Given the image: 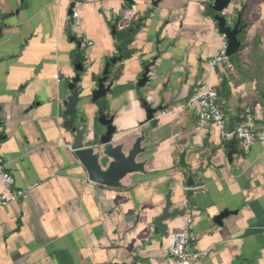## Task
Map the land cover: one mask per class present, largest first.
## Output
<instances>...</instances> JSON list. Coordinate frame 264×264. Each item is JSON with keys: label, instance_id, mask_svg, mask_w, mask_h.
Segmentation results:
<instances>
[{"label": "crops", "instance_id": "0c3cea01", "mask_svg": "<svg viewBox=\"0 0 264 264\" xmlns=\"http://www.w3.org/2000/svg\"><path fill=\"white\" fill-rule=\"evenodd\" d=\"M70 4L0 0V161L25 192L0 203V264H167L170 239L186 219L194 249L208 253L197 264H264V142L247 152L236 143L229 163L217 128L182 109L207 84L228 119L264 130V0H234L227 10L231 18L241 12L246 26L231 70L210 65L221 43L210 0H84L66 34ZM135 21L131 57L110 68L116 80L105 113L132 144L145 120L140 98L162 111L142 144L146 174L111 188L90 182L75 162L60 104L74 67L82 64L83 83L99 77L120 56L112 29ZM149 64L151 82L139 89ZM168 199L169 211L184 216L167 221L161 236L154 221Z\"/></svg>", "mask_w": 264, "mask_h": 264}, {"label": "water", "instance_id": "95a60500", "mask_svg": "<svg viewBox=\"0 0 264 264\" xmlns=\"http://www.w3.org/2000/svg\"><path fill=\"white\" fill-rule=\"evenodd\" d=\"M71 2L68 8V16L72 17L73 10L76 5H83L84 0H69ZM129 5H134L135 0H124ZM211 10L215 13L213 21L217 24L221 34H224L228 47L227 56L232 57L241 48V40L239 35L246 28L245 25L240 26L241 16L237 17L236 23L233 26L227 25V21L223 15L234 0H210ZM125 12L121 13L124 17ZM221 14V15H220ZM73 27L72 19L67 22L66 34H71ZM115 34L114 28L112 29ZM69 41L76 44L78 49H81V42L77 38L71 36ZM121 44L119 43V46ZM122 61V57L112 58L105 64L101 77L97 80L96 88L84 94L81 73L84 68L82 64L74 67L75 76L65 88L64 97L61 99L59 118L62 120L61 128L66 134L69 149L75 162L81 167L87 179L95 184L111 187L123 188L122 181L131 175H145L146 161H141V157L145 156L149 147H142L151 129V125L156 120L158 112L162 111V106L152 107L148 102L140 98L142 109L145 112L144 123L139 127V136L134 143H129L130 132L120 130L119 126L114 124V117H108L105 113V107L92 109L95 103L107 97L113 90L115 77H111L110 68ZM151 67L153 64L147 65L143 69L140 80L136 86L139 89H144L147 84H150ZM93 110V117L90 116V111ZM243 119H229L228 130L231 132L233 128L242 123ZM235 137L227 145L228 162L232 163L233 156L238 152L235 149ZM184 157H180V165L185 166ZM188 186H191V178ZM171 202L167 200V204L161 216L154 221V227L158 229L161 236H167V225L169 220L184 216V209H176L170 212ZM228 213L220 214L215 223L221 225L222 220Z\"/></svg>", "mask_w": 264, "mask_h": 264}, {"label": "built area", "instance_id": "2783aa9c", "mask_svg": "<svg viewBox=\"0 0 264 264\" xmlns=\"http://www.w3.org/2000/svg\"><path fill=\"white\" fill-rule=\"evenodd\" d=\"M116 16L118 17L119 14ZM71 19L72 21L78 19L75 10H73ZM214 34L220 38L221 43L218 54L210 61V65L212 67L224 66L231 70L233 65L230 57L227 56V39L218 28L215 29ZM182 109L196 110L201 123L214 125L219 131L220 137L226 142H230L235 137L236 143L245 152L249 151L255 143L264 142V130L252 131L240 125L235 126L231 132L228 130L229 119L218 103V93L213 86L207 84L199 86ZM164 114L162 113V115ZM0 183L6 192L0 196L1 205L25 197L24 191L14 189V178L7 172L2 161H0ZM191 225V219H186L182 231L171 237L167 264H197L208 257L206 251L201 252L194 249L197 235L191 230Z\"/></svg>", "mask_w": 264, "mask_h": 264}, {"label": "trees", "instance_id": "16d2710c", "mask_svg": "<svg viewBox=\"0 0 264 264\" xmlns=\"http://www.w3.org/2000/svg\"><path fill=\"white\" fill-rule=\"evenodd\" d=\"M210 9V15L213 16V11L211 10V6H209ZM241 14V12L239 13ZM115 27V37L117 36V33L120 32L122 34L121 38H116L117 42L120 43L121 45L119 46L120 53L119 55L122 56L123 60L129 59L132 55V50H129L128 47L132 44L133 42V37L134 34L137 32V30L141 27V22L140 21H135L132 22L128 28L117 31L116 26Z\"/></svg>", "mask_w": 264, "mask_h": 264}, {"label": "rangeland", "instance_id": "374dc122", "mask_svg": "<svg viewBox=\"0 0 264 264\" xmlns=\"http://www.w3.org/2000/svg\"><path fill=\"white\" fill-rule=\"evenodd\" d=\"M117 31H121V30H117ZM113 33V32H112ZM116 33V31H115ZM122 37V34L120 32L117 33V36L116 38H121ZM83 50V49H82ZM78 51V50H77ZM101 77V75L99 77H93L92 76V79L91 81H88L87 83H83V77H82V84H85L83 86V89H84V94H88L90 92H92L96 86H97V80ZM66 88V87H65ZM92 106V109H96V108H102V107H105L107 106V97L105 98H102L100 100H98L95 105H89L88 107Z\"/></svg>", "mask_w": 264, "mask_h": 264}, {"label": "flooded vegetation", "instance_id": "af4514ba", "mask_svg": "<svg viewBox=\"0 0 264 264\" xmlns=\"http://www.w3.org/2000/svg\"><path fill=\"white\" fill-rule=\"evenodd\" d=\"M213 13H214V12H213ZM214 14H215V13H214ZM214 14H213V16H214ZM220 15H221V14H220ZM223 15H224V17H225V19H226V21H227V25H229V26H233V25L236 23L237 17H238L239 15H241V14H238V15L234 16L233 18H231V17L229 16V14L227 13V11H226V12L223 13ZM213 16H212V17H213ZM240 26H243V24L240 23Z\"/></svg>", "mask_w": 264, "mask_h": 264}]
</instances>
